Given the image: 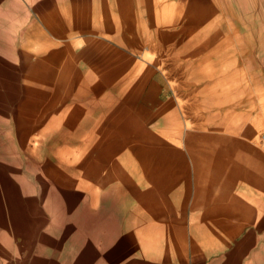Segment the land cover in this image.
I'll return each instance as SVG.
<instances>
[{
    "label": "rangeland",
    "instance_id": "rangeland-1",
    "mask_svg": "<svg viewBox=\"0 0 264 264\" xmlns=\"http://www.w3.org/2000/svg\"><path fill=\"white\" fill-rule=\"evenodd\" d=\"M44 1L0 0V264H260L264 0Z\"/></svg>",
    "mask_w": 264,
    "mask_h": 264
},
{
    "label": "bare ground",
    "instance_id": "bare-ground-1",
    "mask_svg": "<svg viewBox=\"0 0 264 264\" xmlns=\"http://www.w3.org/2000/svg\"><path fill=\"white\" fill-rule=\"evenodd\" d=\"M11 1V0H10ZM34 0H28V4L27 5H32ZM46 1V0H45ZM44 1V2H45ZM56 2V1H55ZM36 3V2H35ZM52 4V3H51ZM14 7V6H13ZM7 8V7H6ZM45 9V8H44ZM10 12V11H9ZM27 14V17H29V14L28 12L26 13ZM43 21V20H41ZM43 24L45 25V21H43ZM36 25L34 23H32L31 25H29V27L22 33V43H20V47L24 49H29V47L31 46V44H33V42L35 41V38L37 37V33H36ZM42 31V30H41ZM40 34V33H39ZM45 39V38H44ZM33 40V41H32ZM47 41V39L45 40ZM2 42V41H1ZM4 43V42H3ZM45 44V43H44ZM140 46V45H139ZM146 46V45H145ZM27 52H29V50H26ZM135 51V50H134ZM86 57V56H85ZM157 57H159L157 55ZM180 68V67H179ZM168 70V69H167ZM179 71V70H178ZM174 79V78H173ZM170 82V81H169ZM173 83V82H172ZM174 84V83H173ZM176 85V84H175ZM178 88V87H177ZM174 93V92H173ZM175 94V93H174ZM16 109V108H15ZM42 111V110H41ZM186 119V118H185ZM184 119V120H185ZM42 127V125H41ZM45 128V127H44ZM43 130V129H42ZM29 140V139H28ZM27 139L26 140H23V144L25 146V148L27 149H30V146H29V141ZM35 141V139H34ZM35 143V142H34ZM6 177V176H5ZM109 177V176H108ZM112 179V178H111ZM109 188V187H108ZM1 197V196H0ZM104 200V199H103ZM109 200V199H108ZM107 200V201H108ZM97 217V216H96ZM95 218V217H94ZM87 219V218H86ZM14 220V219H13ZM103 221V220H102ZM91 223V222H90ZM89 223V225H90ZM87 225V224H86ZM96 225V224H95ZM103 225V224H102ZM85 226V225H84ZM93 226V225H92ZM99 226V225H98ZM94 235V234H93ZM4 244V243H3ZM5 246V244H4ZM90 250V249H89ZM85 251V250H84ZM81 253V252H80ZM86 253V252H85ZM82 255V254H81ZM86 255V254H85ZM89 255V254H88ZM91 255V254H90ZM81 257V256H79ZM85 258V257H84ZM79 259V258H78ZM45 260V259H44ZM81 262V261H80Z\"/></svg>",
    "mask_w": 264,
    "mask_h": 264
},
{
    "label": "crops",
    "instance_id": "crops-1",
    "mask_svg": "<svg viewBox=\"0 0 264 264\" xmlns=\"http://www.w3.org/2000/svg\"><path fill=\"white\" fill-rule=\"evenodd\" d=\"M257 244H260V243H258L257 241H255V243L253 245L254 248L257 247L256 246ZM220 245H213V246H209V247H213V248L214 247H217V248H228L229 247V245H227V246H225L224 244H220ZM259 248H264V244H262V242H261ZM259 258L260 259L257 260V261H259L260 264H264V258H262V256H260ZM223 259H225V260L223 261ZM211 260H213V259H210V262L209 263H211V264H229L230 263L229 260H228V258L225 257V256H222V255L220 257L219 256H216V258L214 259V262H211ZM254 262H256V260ZM238 264H242V261L239 260ZM243 264H252V263H251V261H249L248 263L244 262Z\"/></svg>",
    "mask_w": 264,
    "mask_h": 264
},
{
    "label": "built area",
    "instance_id": "built-area-1",
    "mask_svg": "<svg viewBox=\"0 0 264 264\" xmlns=\"http://www.w3.org/2000/svg\"><path fill=\"white\" fill-rule=\"evenodd\" d=\"M259 142H260V145L262 147V150L264 152V132H262L260 135H259Z\"/></svg>",
    "mask_w": 264,
    "mask_h": 264
}]
</instances>
